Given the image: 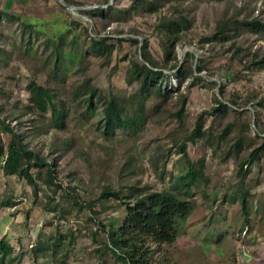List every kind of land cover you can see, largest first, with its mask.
<instances>
[{
    "label": "rangeland",
    "instance_id": "374dc122",
    "mask_svg": "<svg viewBox=\"0 0 264 264\" xmlns=\"http://www.w3.org/2000/svg\"><path fill=\"white\" fill-rule=\"evenodd\" d=\"M63 1L0 0V11L21 17L0 22V118L53 165L63 186L53 194L44 170L33 169L36 190L5 175L0 160V239L14 248L6 264H123L107 248L101 226L122 220L123 208L100 194L132 186L180 194L190 189L194 202L184 234L172 245L152 246L154 264H264V31L244 25H264V0H159L154 12L148 2L155 0L137 9H131L136 0ZM98 7L104 19L83 13ZM164 17L188 20L173 48L160 27ZM224 23L229 38L206 41ZM93 37L115 40L109 63L92 54L80 63ZM59 38L66 40L65 53L72 48L67 67L54 62ZM145 42L170 96L159 108L148 104L149 120L138 131L119 128L106 137L99 99L89 113L83 98L71 101L69 91L91 78L102 89L129 95L128 59H141ZM185 67L192 75L181 77L178 68ZM31 81L61 93L69 109L64 128L29 108ZM180 94L187 103L177 116ZM201 116L202 136L187 153L209 181L186 186L179 181L187 166L178 145ZM0 138L6 143L10 134L0 132ZM255 149L259 158L251 162ZM37 244L50 250L36 256Z\"/></svg>",
    "mask_w": 264,
    "mask_h": 264
},
{
    "label": "trees",
    "instance_id": "16d2710c",
    "mask_svg": "<svg viewBox=\"0 0 264 264\" xmlns=\"http://www.w3.org/2000/svg\"><path fill=\"white\" fill-rule=\"evenodd\" d=\"M64 1L68 5L74 4L72 0ZM145 2L148 1L136 0V4L131 9H137L140 3ZM148 3L150 4L149 9L153 12L159 7V0ZM110 9L113 12V9ZM103 10L98 7L88 12L83 11V13L92 16L100 14L103 18V14H101ZM5 18L12 21L21 20L20 16H14L0 11V22ZM160 22V27L170 37L168 41H171L172 48L175 47L177 41L176 36L188 25V20L183 17H164ZM244 25L254 32L264 31V25L257 20L246 22ZM23 26L25 29H32V25L28 26L23 24ZM213 38L217 40L229 38L226 23L221 24L218 27L217 33L212 38L206 39V41H210ZM58 41L59 43L54 46V62H60L62 67H67L68 59L73 56L72 48L70 50L67 48L68 51L65 53L64 49L62 50L61 48V44L63 43L62 41L66 40L59 38ZM71 41H75L74 38ZM71 41L69 42L70 46L72 45ZM90 41L91 45L87 48V52L81 58L80 63L82 65L85 63L88 54L96 55L104 60L105 63H109L116 48L115 40L110 37H93ZM118 41L120 42V40ZM134 42L138 43V41ZM147 46L148 43L145 42L140 48L141 59L136 55L130 60L128 59L126 82L130 87H134V90L129 95L122 93L120 90L102 89L94 85L91 78L86 79L80 86L69 91L71 101H78L83 98L84 102L87 103L89 113L96 111L94 101L97 98L99 99L98 102L102 104L103 114L101 128H103L102 132L106 137L114 135L115 131L119 128L138 131L149 120V115L146 113L148 104H153V108H159L165 105L166 100L170 96L168 91L158 82L164 74L160 70L159 64L152 59L147 50ZM164 53L166 58H168L170 55L168 45L164 47ZM178 70L181 77L185 75V72L192 75V71L187 67L181 70L178 68ZM45 85L37 83L36 81L29 83V108L44 118L49 116L55 127L62 129L65 127L69 109L61 99V93ZM178 99L180 108L177 116L182 115L185 111L187 97L180 94ZM203 118L201 116L197 120L194 129L185 134L178 145L179 153L185 157L187 166V172L179 178V181L186 186L198 185L199 183L209 181L203 169H197L187 153V145L190 142H196L202 136ZM180 121L182 122L181 117ZM0 132L10 134V139L6 143L0 138L1 168L5 175L18 176L24 179L29 186L37 190V179L32 175V170L38 169L40 170L39 173L44 170L43 180L46 182L44 184H47V187L53 190V194H57L63 189L62 183L55 181L56 171L53 165L46 158L30 149L24 142L23 136L10 123H7L6 120L1 118ZM258 158L259 149H255L250 155V161L253 162ZM243 166L244 164L241 163V169ZM71 190L73 191V189ZM69 193H71L70 190ZM189 194L190 189L180 194L171 190L164 189L158 191L148 189L147 187L137 189L132 186L127 188L126 191L109 187L104 188L100 194V198L106 203L113 202L123 208L122 220L120 217H117L108 225L101 223L102 229L107 232L108 236L109 242L107 248L123 264H154L153 253L155 251L152 249V246L172 245L184 234L186 221L194 209V202L188 198ZM78 199L75 197V201L80 203ZM84 206L82 203L81 207ZM33 248L36 256L43 250H50L49 244H37ZM13 253L14 248L10 242L5 237L1 238L0 264H6V261Z\"/></svg>",
    "mask_w": 264,
    "mask_h": 264
},
{
    "label": "water",
    "instance_id": "95a60500",
    "mask_svg": "<svg viewBox=\"0 0 264 264\" xmlns=\"http://www.w3.org/2000/svg\"><path fill=\"white\" fill-rule=\"evenodd\" d=\"M63 1V0H62ZM64 2V1H63ZM65 3V2H64Z\"/></svg>",
    "mask_w": 264,
    "mask_h": 264
}]
</instances>
